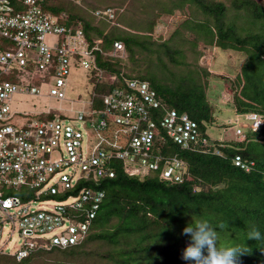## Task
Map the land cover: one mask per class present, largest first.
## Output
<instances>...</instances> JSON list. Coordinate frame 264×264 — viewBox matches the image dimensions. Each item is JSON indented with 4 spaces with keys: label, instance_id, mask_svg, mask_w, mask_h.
Instances as JSON below:
<instances>
[{
    "label": "trees",
    "instance_id": "16d2710c",
    "mask_svg": "<svg viewBox=\"0 0 264 264\" xmlns=\"http://www.w3.org/2000/svg\"><path fill=\"white\" fill-rule=\"evenodd\" d=\"M74 5L78 9L72 8L71 0H45L43 7L51 14L67 12L74 28L80 26L90 41L102 42L105 53L98 54V66L118 80H103L96 90L110 93L124 87L125 80L149 82L163 104L187 114L222 154L183 150L168 140L164 155H177L185 162L182 183L162 180L159 173L130 177L117 163L114 178L103 179L98 186L86 183L105 191L106 196L82 244L65 250H37L22 261L0 255V264H189L181 257L190 236L182 233L200 220L217 228L218 246L248 248L238 258L239 264H264V128L243 143H224V131L221 138H210L207 127L216 122L215 107L207 96L210 70L199 64L206 48L245 54L243 79L238 75L230 82L235 89L231 104L237 115H264V0H119L94 8L87 3L90 10ZM186 7L189 17L169 40L158 41L149 35L161 14L184 12ZM109 8L116 10L118 26L111 27L93 14ZM131 13L138 25L128 22ZM2 40L0 48L5 45ZM118 41L126 46L125 59L107 55ZM199 44L203 51L197 49ZM156 114L154 120L161 112ZM221 143L225 146H218ZM237 155L255 163L251 172L235 166ZM10 193L23 200L34 195L26 187ZM253 226L261 232L260 241L247 240L246 233Z\"/></svg>",
    "mask_w": 264,
    "mask_h": 264
},
{
    "label": "built area",
    "instance_id": "2783aa9c",
    "mask_svg": "<svg viewBox=\"0 0 264 264\" xmlns=\"http://www.w3.org/2000/svg\"><path fill=\"white\" fill-rule=\"evenodd\" d=\"M44 3L0 0V37L12 44L0 48V255L17 261L37 250H65L82 244L106 196L86 183L98 186L101 180L114 178L117 163L130 177L159 173L162 180L182 183L185 162L177 155H164L168 140L183 150L222 154L187 114L163 104L147 81L125 80L124 87L100 94L97 90L103 80H118L98 66V54L105 53L102 42L90 41L80 26L74 28L67 12H46ZM93 14L111 27L118 26L114 9ZM107 55L125 59V44L115 42ZM73 64L92 69L95 75L91 99L85 103L88 110L74 119L48 109L39 115L50 119L12 123L16 113L11 102L16 94L39 96L42 87L50 85L49 96L66 101ZM234 94L228 91L230 103ZM159 111L160 117L154 120ZM263 128L264 115L239 114L230 128L234 139L223 142H246ZM233 161L247 173L255 166L240 155ZM21 187L33 191V197L23 200L10 193ZM6 231L22 236L13 253L9 252L11 241L3 238Z\"/></svg>",
    "mask_w": 264,
    "mask_h": 264
},
{
    "label": "rangeland",
    "instance_id": "374dc122",
    "mask_svg": "<svg viewBox=\"0 0 264 264\" xmlns=\"http://www.w3.org/2000/svg\"><path fill=\"white\" fill-rule=\"evenodd\" d=\"M117 1L119 0H71V6L76 9L77 7L74 5V3H76L83 6L85 9L90 10L91 6L93 8L100 5L112 6L115 5ZM87 3L91 4V6L87 5ZM189 14L188 7H186L184 12L176 10L172 15L166 13L161 14L156 22L154 32L149 35H152L154 40H169L175 30H177L180 25H182V22L189 17ZM132 17L133 15L131 13L128 22L131 25H138L139 22L137 23L136 19ZM142 24L144 25L145 23L142 22ZM192 24L193 22H191V26ZM115 31H117V29H115ZM186 37L189 39L192 38L189 33L186 34ZM1 43H3V45L5 44L2 48H6V44L11 46L10 42L7 40H2ZM197 49L203 51V44H199ZM245 61V54L229 50L223 51L218 48H206L204 54L199 57V64L210 70V76L206 75L208 76L207 79L209 81L207 96L210 103L215 107L216 122L208 125L207 133L212 139L221 138L223 131V138L234 139V133L230 128L236 124L237 114L234 105L229 102L230 96L228 95V91H234L235 89L233 86L230 88L229 85H231V83H225V79L230 78L233 81H236L237 76H241L242 66ZM178 72H180L179 69ZM93 76L92 69L85 70L79 64H73L71 73L67 78V86L65 89L66 101H60L50 97V85H44L42 87V94L39 96L16 94L11 102L12 111L16 113V118L12 123L20 124L25 123L28 120L44 119L47 116H40L39 114L48 109L62 112L75 119L77 113L83 109H89L88 105L85 103L91 99V77ZM241 78L243 79L242 76ZM250 90L252 89L250 88ZM49 206L50 204H47L45 207ZM3 238L4 240L9 239V241H11L9 252L13 253L19 248L22 236L19 235L18 231L13 233H8V231H6L3 234ZM2 259V256H0V261Z\"/></svg>",
    "mask_w": 264,
    "mask_h": 264
},
{
    "label": "clouds",
    "instance_id": "9594fccd",
    "mask_svg": "<svg viewBox=\"0 0 264 264\" xmlns=\"http://www.w3.org/2000/svg\"><path fill=\"white\" fill-rule=\"evenodd\" d=\"M216 229L208 220H200L194 226L185 227L182 234L190 236V243L183 250L181 258L189 264H239L238 258L248 253V248L241 245L218 246ZM246 237L247 240L262 239L261 232L255 226L246 233Z\"/></svg>",
    "mask_w": 264,
    "mask_h": 264
},
{
    "label": "crops",
    "instance_id": "0c3cea01",
    "mask_svg": "<svg viewBox=\"0 0 264 264\" xmlns=\"http://www.w3.org/2000/svg\"><path fill=\"white\" fill-rule=\"evenodd\" d=\"M231 81H232V79H230V78L229 79L228 78L225 79V83H228L229 82V84H230ZM231 86H232V84L229 85L230 88H231Z\"/></svg>",
    "mask_w": 264,
    "mask_h": 264
}]
</instances>
